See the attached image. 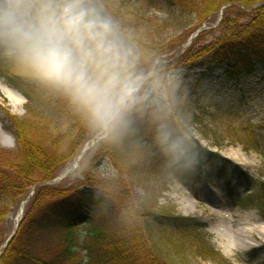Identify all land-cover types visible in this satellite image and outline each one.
Here are the masks:
<instances>
[{
    "label": "trees",
    "instance_id": "1",
    "mask_svg": "<svg viewBox=\"0 0 264 264\" xmlns=\"http://www.w3.org/2000/svg\"><path fill=\"white\" fill-rule=\"evenodd\" d=\"M163 1L194 15L199 27L222 6L226 9L222 22L229 37L214 45L189 51L186 60L179 63L182 67L201 69L203 74L225 68L230 78L252 74L258 66L264 69L263 0ZM259 2L262 4L254 10L251 21L235 28L241 17L240 7H250ZM113 4L118 14L131 18L143 30L150 48L161 55L168 51L169 43L154 40L147 29L149 24L153 25L152 19L146 16V9L152 5V0H113ZM232 9L236 10L235 14ZM0 77L25 98L26 113L25 117L20 118L5 112V121L9 124L15 147L0 150L1 247L7 238L3 226L6 216L32 186L53 178L59 166L71 158L86 140L88 130L60 100L42 93L30 82L5 69L0 68ZM40 112L54 117L59 124L45 123V119L39 118ZM244 137L240 138V142L246 151L256 150L264 154L260 138ZM206 151L213 162V170L207 179L219 178L226 184L234 203L255 208L264 218V180L254 182L239 166ZM106 158L112 163L116 175L93 178V169ZM160 168L183 184H188V174L165 162L147 126H142L137 133L119 144L105 143L94 159L86 182L74 187L72 192L63 194L41 212L30 217L24 215L16 234L2 249L0 264H181L176 257L181 249L174 247L175 252H171L164 247L163 234L159 236L154 233H159L160 227L174 229L182 245L195 247L201 257L221 264V257L207 240L203 237L200 241V232L205 226L197 219L178 216L166 210L146 217L139 213L130 180L158 175ZM235 178H243L248 184L243 194L233 193L231 183ZM88 187L94 189L89 191ZM45 191L44 188H34L32 198L39 199L43 193L49 194ZM97 210L101 220L90 225L91 212ZM85 223L89 224L84 233L87 244L81 247L86 251V256L80 261L75 258L74 240L78 227ZM56 233L60 235L58 247H54L51 241Z\"/></svg>",
    "mask_w": 264,
    "mask_h": 264
},
{
    "label": "clouds",
    "instance_id": "2",
    "mask_svg": "<svg viewBox=\"0 0 264 264\" xmlns=\"http://www.w3.org/2000/svg\"><path fill=\"white\" fill-rule=\"evenodd\" d=\"M0 68L60 100L100 142L147 126L170 167L193 179L213 170L186 70L150 48L113 0H0Z\"/></svg>",
    "mask_w": 264,
    "mask_h": 264
},
{
    "label": "rangeland",
    "instance_id": "3",
    "mask_svg": "<svg viewBox=\"0 0 264 264\" xmlns=\"http://www.w3.org/2000/svg\"><path fill=\"white\" fill-rule=\"evenodd\" d=\"M261 4L259 2L250 7H240L241 17L235 28L248 24L253 18L254 10ZM225 10L222 6L216 13L208 16L201 24L202 31L199 36L193 39V44L188 45L189 37L199 29L198 20L178 6H169L163 0H152V5L146 9V16L152 19L153 25L149 24L147 29L154 40L169 43L168 51L162 55L174 58L180 63L186 60L189 51L214 45L229 37L230 34L226 33V26L222 22ZM232 12L235 14L236 10L232 9ZM183 68L186 70L190 90L188 111L192 115V126L199 135L202 147L238 164L247 171L252 181L264 180V154L256 150L246 151L240 142V138H245L244 136L247 139L260 138L259 142L264 146V69L258 66L252 74L230 78L227 77L225 69H218L210 75L203 74L201 69ZM9 90L17 91L0 77V150H12L15 147L9 124L5 121V112L20 118L26 116L25 98L20 96L17 104L14 100L16 96ZM39 118L45 119V123L49 122L50 125L59 124V121L45 112H40ZM92 138L88 132L85 142ZM84 144L59 166L53 178L35 186L36 190L44 188L49 194L43 193L39 199L27 197L28 195L24 197L26 203L23 217L41 212L63 194L72 192L74 187L86 182L94 159L105 143L98 141L93 151L85 153L78 164L79 169L67 173ZM91 175L93 178L102 179L115 176L116 172L110 160L106 158L93 169ZM187 182L188 184L184 185L160 168L158 175L132 178L130 188L136 200V207L144 217L166 210L178 216L195 218L203 223L205 227L201 230L199 239L202 241L204 237L215 249L221 257V264H264V218L258 210L235 204L219 178L205 180V176L196 179L189 176ZM247 185L243 178H235L232 182L233 191L237 194H243ZM88 188L89 191L94 189ZM95 193L99 194L96 190ZM19 206L18 204L13 207L5 218L3 226L6 236L10 235L15 227ZM91 218L90 225L99 223L101 219L98 210L91 212ZM89 224L85 223L77 229L74 240L76 260L81 261L86 256V251L81 246L87 244L84 233ZM239 224L246 227L244 238L250 245L247 248L229 249L225 244ZM160 228L159 233L153 229L154 233L159 236L163 234L164 247L171 252H175L174 247L176 250L181 249L180 255L176 256L181 260V264H218L212 259L201 257L195 247L182 245L174 229ZM51 241L54 247H58L60 235L56 233ZM251 242L260 246L251 245Z\"/></svg>",
    "mask_w": 264,
    "mask_h": 264
},
{
    "label": "bare ground",
    "instance_id": "4",
    "mask_svg": "<svg viewBox=\"0 0 264 264\" xmlns=\"http://www.w3.org/2000/svg\"><path fill=\"white\" fill-rule=\"evenodd\" d=\"M10 93L14 96H16L14 98L15 102L18 104L19 103V97L21 96L17 91H11L9 90ZM98 144V140H96L95 138H92L90 139L89 141H86L85 144H84V147L82 148L81 152L75 157V159L73 160L71 166L69 167V170L67 171L68 172H74L76 171L77 169H79L78 167V164L80 163V161L82 160V158L86 155L85 153H87V151H93L94 148L97 146ZM19 213V212H18ZM20 218V213H19V217H17V219ZM241 224L243 222H240ZM250 226H253V225H250ZM245 230H246V227L244 225H240L235 228L231 234L230 237H228V240H227V244L226 247L228 246L229 249L231 248H247V246L250 245V242H246L245 238H244V234H245ZM256 243L254 242H251V245H255ZM224 245V247H225ZM256 247H259L260 244H256L255 245Z\"/></svg>",
    "mask_w": 264,
    "mask_h": 264
},
{
    "label": "water",
    "instance_id": "5",
    "mask_svg": "<svg viewBox=\"0 0 264 264\" xmlns=\"http://www.w3.org/2000/svg\"><path fill=\"white\" fill-rule=\"evenodd\" d=\"M20 212H22L21 210H20ZM15 233V231L11 234V236L8 238V240L6 241V243L10 240V238L12 237V235ZM6 243H5V246H6Z\"/></svg>",
    "mask_w": 264,
    "mask_h": 264
},
{
    "label": "snow or ice",
    "instance_id": "6",
    "mask_svg": "<svg viewBox=\"0 0 264 264\" xmlns=\"http://www.w3.org/2000/svg\"><path fill=\"white\" fill-rule=\"evenodd\" d=\"M205 180H207V177H205Z\"/></svg>",
    "mask_w": 264,
    "mask_h": 264
}]
</instances>
